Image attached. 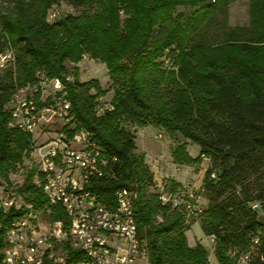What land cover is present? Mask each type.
Instances as JSON below:
<instances>
[{
    "label": "trees",
    "instance_id": "1",
    "mask_svg": "<svg viewBox=\"0 0 264 264\" xmlns=\"http://www.w3.org/2000/svg\"><path fill=\"white\" fill-rule=\"evenodd\" d=\"M60 1L83 9L49 19L48 10ZM229 1L0 0V53L13 52L0 74V184L11 188L9 174L34 140L9 125L12 96L36 83L41 73L64 85L71 119L62 129L91 130L111 162L114 173L97 179L96 193L107 201L120 187L137 190L133 219L150 264H203L208 250L200 242L187 243L186 212L162 203L151 190L154 174L133 136L135 127L147 125L199 145L197 157L185 144L176 145L175 163L208 159L201 186L208 203L192 220L213 238L215 260L237 264L230 251L252 249L249 264H264V0H252L250 25L228 32V43L209 46L196 40L201 21ZM179 6L190 14H174ZM172 46L178 51L174 68L164 70L157 61ZM84 54L105 64L113 92L109 103L97 100L105 94L98 80L80 81L76 71L72 74L71 63ZM31 174L18 190L36 211L49 209L50 218L65 220L59 206L47 205L34 181L39 173L32 180ZM172 186L171 194L181 189ZM21 214L0 212V241ZM253 238H259L254 247ZM68 260L77 262V257Z\"/></svg>",
    "mask_w": 264,
    "mask_h": 264
},
{
    "label": "built area",
    "instance_id": "2",
    "mask_svg": "<svg viewBox=\"0 0 264 264\" xmlns=\"http://www.w3.org/2000/svg\"><path fill=\"white\" fill-rule=\"evenodd\" d=\"M11 59V50L0 53V65ZM37 78L36 83L25 85L23 92H15V100L10 102L9 125L33 135L41 127V116L45 113H52L62 122L60 130L51 136L34 137L31 150L36 172L42 174V182L46 184L47 205L59 206L65 220L50 218L49 209L35 213L25 192L0 184V212L23 210L9 223L14 228V237L2 235L0 264H65V259L57 258L58 250H65L66 258L77 257V264H150L147 255L142 254L129 214L137 190L133 188V202H125V187L116 189L107 201L96 193L93 187L97 179L114 173L110 160L91 130H74L73 126L68 131L62 129L71 119V105L63 83L57 78L47 79L41 73H37ZM115 160L111 158L112 162ZM159 194L162 203L170 202L188 216L201 211L192 192L180 196L162 190ZM49 238H56L58 247H50ZM209 240L211 248L203 264H219L214 257L213 238ZM252 243V247L256 246L259 238H253ZM230 254L237 264H249L252 249L239 253L231 250Z\"/></svg>",
    "mask_w": 264,
    "mask_h": 264
},
{
    "label": "rangeland",
    "instance_id": "3",
    "mask_svg": "<svg viewBox=\"0 0 264 264\" xmlns=\"http://www.w3.org/2000/svg\"><path fill=\"white\" fill-rule=\"evenodd\" d=\"M252 0H231L227 3H220L214 7L212 13H209L196 28V40L209 46H217L228 43V32L237 31L240 27H248L252 21ZM83 8L75 7L67 2L60 1L51 6L48 10L49 19H58L68 14H77ZM190 14L187 7H177L174 14ZM53 15V16H51ZM52 17V18H51ZM123 19L124 15L121 14ZM174 46L166 49L163 56L158 59V63L164 70H170L173 60L178 53L173 49ZM6 53V52H5ZM72 74L76 71L80 81L90 79L98 80L100 86L105 90V94L99 96L97 100L102 103H109L112 98V90L109 89L108 75L105 64L84 54L81 59L71 63ZM9 67L5 63L0 65V74ZM74 69V70H73ZM13 97V96H12ZM12 102V101H11ZM62 122L53 116L52 113H45L41 116L40 128L33 134V137L43 139L44 136H51L54 131L60 130ZM140 128V129H139ZM50 132V134H49ZM40 133V134H39ZM134 142L139 152H143L144 161L148 164L154 174V187L152 191L160 193L162 190L169 193L172 184H185L184 191L178 190L177 195H184L186 192H192L196 198L197 205L204 206L206 197L201 189V173L204 166L201 161L197 164H178L173 161L171 151L176 145L185 144V149L190 156L197 157L200 147L194 142L185 140L180 134L170 132L166 128L147 125L135 127L133 132ZM143 151H142V150ZM145 152V153H144ZM37 164L32 153L31 147L23 151L21 161L17 163L15 169L10 172V183L7 185L13 188H20L24 180L31 174V180L35 176ZM258 212L259 208L254 205ZM192 216H187L186 224L188 230L185 231L187 243L194 246L197 242L202 243L208 252H210L211 242L206 237L197 221H193Z\"/></svg>",
    "mask_w": 264,
    "mask_h": 264
},
{
    "label": "bare ground",
    "instance_id": "4",
    "mask_svg": "<svg viewBox=\"0 0 264 264\" xmlns=\"http://www.w3.org/2000/svg\"><path fill=\"white\" fill-rule=\"evenodd\" d=\"M51 16H53V15H51ZM24 89H25V87H22L20 89H17L15 92H23ZM15 92H14L12 100H11L12 102H14V100H15ZM34 181L36 182L37 186L42 190V192L45 194V196L47 198L46 184H44L42 182V174L39 173V175L34 178ZM125 202H133V189L132 188L125 187ZM35 213H40V212L35 210ZM129 214H130V217L133 218V207H129ZM133 227H134V232L136 233V237H138L137 228H136V225L134 223V219H133ZM13 237H14V228L12 226L10 228V230L6 233V238H13ZM139 242L141 243V246H142V254L147 255V260L149 262V251H148L147 243L145 240H143L141 238H139ZM49 245H50V247H58V240L56 238H49ZM57 258L58 259H65V264H77V262H73V261L70 262L68 260V258H66V251L65 250H58L57 251Z\"/></svg>",
    "mask_w": 264,
    "mask_h": 264
},
{
    "label": "crops",
    "instance_id": "5",
    "mask_svg": "<svg viewBox=\"0 0 264 264\" xmlns=\"http://www.w3.org/2000/svg\"><path fill=\"white\" fill-rule=\"evenodd\" d=\"M140 129V128H139ZM137 146V145H136ZM142 150V149H141ZM143 151V150H142ZM145 153V152H144ZM193 157V156H192ZM201 165L202 166H204V168H203V170H202V173H201V178L203 179V175H204V172H205V170H206V168H207V166H208V159L207 158H203L202 159V161H201ZM186 187H185V184H182V186H181V189H179L180 191L182 190V191H184V189H185ZM206 199V198H205ZM207 199H206V202H205V204H204V206H202V205H200V207H202V208H204V207H206V205H207ZM190 245V244H189Z\"/></svg>",
    "mask_w": 264,
    "mask_h": 264
}]
</instances>
